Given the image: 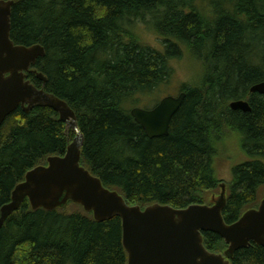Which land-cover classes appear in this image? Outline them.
Here are the masks:
<instances>
[{"label": "trees", "instance_id": "1", "mask_svg": "<svg viewBox=\"0 0 264 264\" xmlns=\"http://www.w3.org/2000/svg\"><path fill=\"white\" fill-rule=\"evenodd\" d=\"M10 38L43 47L33 67L46 82L27 79L67 102L83 135L80 163L128 204L205 203L218 188L217 144L232 136L247 159L231 167L223 219L233 223L258 205L264 95L249 88L264 80V0H14ZM188 54L201 73L182 86L168 134L149 138L130 109ZM238 99L250 111L232 110ZM74 135L50 107L12 111L0 125V208L28 170L63 154ZM202 235L208 250L226 248L217 234ZM230 263L264 264V246L240 248ZM0 264H127L121 220L96 221L79 204L33 210L25 200L0 227Z\"/></svg>", "mask_w": 264, "mask_h": 264}, {"label": "water", "instance_id": "2", "mask_svg": "<svg viewBox=\"0 0 264 264\" xmlns=\"http://www.w3.org/2000/svg\"><path fill=\"white\" fill-rule=\"evenodd\" d=\"M13 3L14 0H0V125L18 106L25 112L34 106H47L75 135L63 154L48 156L46 164L28 170L15 185L10 201L0 208V227L25 200L33 210H53L73 202L96 221L120 218L127 264H231L236 250L252 243L264 246V196L257 207L245 210L228 224L222 216L226 203L224 183L209 204L176 208L152 203L141 207L128 204L120 193L105 187L99 177L85 168L80 163L83 135L74 111L66 101L27 79V74H34L42 83L46 82V76L33 67L45 52L41 45L14 44L10 38ZM249 91L264 95V80L251 85ZM185 96V91L166 95L152 108L132 107L130 115L147 137L166 136L170 120ZM229 106L232 110L250 111L244 99L233 100ZM203 232L217 234L226 248L221 252L208 250Z\"/></svg>", "mask_w": 264, "mask_h": 264}, {"label": "rangeland", "instance_id": "3", "mask_svg": "<svg viewBox=\"0 0 264 264\" xmlns=\"http://www.w3.org/2000/svg\"><path fill=\"white\" fill-rule=\"evenodd\" d=\"M142 26L143 34L146 40L153 46L159 48V39L158 37L149 30L145 25L138 24ZM200 61L196 60L192 55H183L180 58H175L172 61L174 68L173 76L167 80L166 84L161 85L158 89L152 92L149 95H142L141 101L138 102L140 107H152L159 99L165 95H177L182 86L188 85L193 82L195 76L201 73V68L199 67ZM197 73V74H196ZM133 107V106H132ZM222 131L225 132V128L221 127ZM218 154L215 157L214 168L215 175L218 178V188L214 192H210L206 197L205 204H209L211 199L217 198L220 193V184L224 183L225 185L231 179V167L235 164L241 163L247 159L245 152L239 147L238 143L235 141L232 136L225 138V141L221 144H217ZM227 192V185H226ZM264 196V186L259 190V201ZM69 204V203H67ZM69 210H74L77 208L78 204H69Z\"/></svg>", "mask_w": 264, "mask_h": 264}, {"label": "flooded vegetation", "instance_id": "4", "mask_svg": "<svg viewBox=\"0 0 264 264\" xmlns=\"http://www.w3.org/2000/svg\"><path fill=\"white\" fill-rule=\"evenodd\" d=\"M251 93H252V92H251ZM157 102H158V101H157ZM157 102H156L153 106H155V105L157 104ZM153 106H152V107H153ZM152 107H147V108L149 109V108H152Z\"/></svg>", "mask_w": 264, "mask_h": 264}, {"label": "bare ground", "instance_id": "5", "mask_svg": "<svg viewBox=\"0 0 264 264\" xmlns=\"http://www.w3.org/2000/svg\"><path fill=\"white\" fill-rule=\"evenodd\" d=\"M57 113V112H56ZM61 121V120H60Z\"/></svg>", "mask_w": 264, "mask_h": 264}]
</instances>
